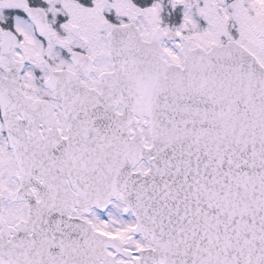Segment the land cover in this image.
<instances>
[{
	"label": "snow or ice",
	"instance_id": "1",
	"mask_svg": "<svg viewBox=\"0 0 264 264\" xmlns=\"http://www.w3.org/2000/svg\"><path fill=\"white\" fill-rule=\"evenodd\" d=\"M0 264H264V0H0Z\"/></svg>",
	"mask_w": 264,
	"mask_h": 264
}]
</instances>
